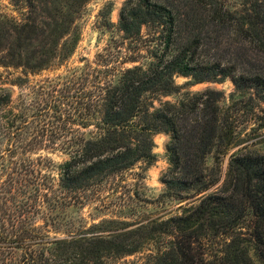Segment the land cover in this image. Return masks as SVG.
<instances>
[{
	"label": "trees",
	"instance_id": "16d2710c",
	"mask_svg": "<svg viewBox=\"0 0 264 264\" xmlns=\"http://www.w3.org/2000/svg\"><path fill=\"white\" fill-rule=\"evenodd\" d=\"M24 2L20 21L0 17V81L20 90L13 98L9 88L0 87V134L18 142L28 134L30 146L59 145L67 155L56 166V183L46 176L44 225H54L57 205L82 204L103 180L137 163L151 165L153 137L161 131L169 135L161 182L168 194L188 201L167 217L109 219L102 222L106 227L95 224L62 237L40 231L25 202H14L11 214L0 201V264H107L141 252L149 242L154 247L143 264H264V155L242 146L221 166L235 145V101L223 109L222 93L207 88L153 103L176 90L175 74L197 81L230 77L238 89H261L264 101V75L244 67L253 48L264 53V0H244L242 8L226 0H125L118 18L123 38H137L147 25L158 33L145 66H124L136 55L122 58L117 48L98 53L94 65L87 62L58 84L47 80L37 87L28 75L50 65L76 11L71 3L45 15L39 0ZM200 22L197 31L181 34V25L194 29L191 24ZM222 31L236 36L231 46L244 59L229 63L203 55L204 47L217 48ZM209 32L216 40L207 42ZM35 34L43 36L37 47ZM114 58L121 61L114 65ZM213 244L219 247L209 254Z\"/></svg>",
	"mask_w": 264,
	"mask_h": 264
},
{
	"label": "rangeland",
	"instance_id": "374dc122",
	"mask_svg": "<svg viewBox=\"0 0 264 264\" xmlns=\"http://www.w3.org/2000/svg\"><path fill=\"white\" fill-rule=\"evenodd\" d=\"M124 1L39 0L38 6L42 7L45 15L55 14L59 8L68 7L71 3H74L73 9L76 14L68 32L59 40L55 58L48 67L36 74L28 75L29 83L35 87L43 85L47 80L58 84L57 81L64 75L67 76L74 70L79 71L80 68L86 66L87 62L93 64L98 53L105 54L109 50L116 51L117 48L121 51L122 58L132 54L136 55L135 61L125 62L124 66H145L150 60L149 49H153L158 41L156 38L158 33L152 25H147L142 26L140 36L137 38L124 39L122 32L118 29L119 10ZM226 1L231 8H242L241 3L244 0ZM174 2L178 3L179 0H174ZM24 3V0H0V17L20 21L23 17ZM201 24L203 23L191 24L194 29L181 25L180 32L186 36L189 31H197ZM50 27H46L45 30H50ZM209 33L212 39L206 38L207 42L216 40L215 33ZM221 34L220 44L217 48L207 51L208 47H204L206 51L203 52V55L208 58L207 54H215L210 58L221 57L223 61L229 63L244 59L245 57L240 58V55L236 54L232 47L235 45L233 40L236 36L233 33L228 36L223 31ZM35 35L39 39L36 40L33 37L35 39L34 47H37L40 46L39 42L43 36L42 34ZM251 53L252 55L248 57L250 64H244V67L253 73L264 75V53L254 48ZM118 61H121V58H114L113 64H118ZM7 81L3 78L0 81V87L9 88L13 93V98H16L20 90L5 83ZM174 82L177 85L176 90L168 95L157 97L153 102L155 106L159 105V100L175 102L185 97L186 93L198 92L207 88L222 93L219 104L223 109L235 101L237 109L235 145L226 156L221 158L222 168L227 163L228 155L242 146H248V149L264 155V101L260 98L263 95L261 89L257 87L238 89L230 77L220 75L208 80L197 81L189 76L175 74ZM230 112H232V107ZM30 137L31 135L24 134L21 141L18 142L14 139L7 140L0 134V201H2L3 208L6 203L5 210L11 214L16 212L14 202H25L28 209L26 214L37 227H40V231L50 237L66 236L70 231L82 230L95 224L106 227L108 224H102V222L109 219L135 223L159 216L167 217L180 213L185 202L188 201L168 194L161 182L162 174L167 170L169 163L165 149L169 135L161 131L153 137V152L156 158L151 165L145 166L143 163H137L131 170L103 180L99 186L90 190L82 204L67 208L57 205V208L54 209V215L57 216L54 225L46 227L44 225L46 176L51 174L56 183L58 178L56 166L67 159V155L62 152L59 145L53 146L51 149L40 148L39 145L33 143L34 146H30L32 141ZM15 144L16 148H14ZM9 149H14L15 154L12 155ZM49 159L53 166L49 167ZM207 164L212 165L210 157ZM138 174L143 175V178L140 179ZM153 247L149 242L145 244L141 252L117 261H108L107 264H143L145 253ZM217 247L219 246L216 244L210 245L208 253H212ZM250 254L253 256L252 248H250Z\"/></svg>",
	"mask_w": 264,
	"mask_h": 264
}]
</instances>
